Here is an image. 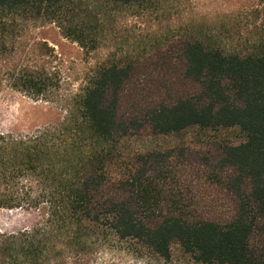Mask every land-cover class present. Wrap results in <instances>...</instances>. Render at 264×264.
Returning a JSON list of instances; mask_svg holds the SVG:
<instances>
[{
	"label": "trees",
	"instance_id": "16d2710c",
	"mask_svg": "<svg viewBox=\"0 0 264 264\" xmlns=\"http://www.w3.org/2000/svg\"><path fill=\"white\" fill-rule=\"evenodd\" d=\"M85 15L75 0H0V89L48 101L58 88L54 73L3 68L30 21L54 22L95 50ZM232 30L190 26L178 34V57L166 63L174 69L156 74L166 83L153 98L137 99L145 87L133 81V62L109 55L62 117L31 132L0 131V207L38 217L32 229L1 236L0 264H86L99 249L171 264L173 244L192 264H264V27L244 44ZM188 132L218 151L215 164L196 169L223 179L232 206L167 188L172 167L191 154L189 143H177ZM151 137L175 142L153 146Z\"/></svg>",
	"mask_w": 264,
	"mask_h": 264
},
{
	"label": "rangeland",
	"instance_id": "374dc122",
	"mask_svg": "<svg viewBox=\"0 0 264 264\" xmlns=\"http://www.w3.org/2000/svg\"><path fill=\"white\" fill-rule=\"evenodd\" d=\"M75 4L86 13V21L98 37V47L86 52L76 41L64 37L51 21L41 19L26 24L21 36L16 38V49L3 70L13 67L8 64L46 69L55 74L58 88L48 101H44L33 100L4 86L0 89V131L31 132L62 117L64 106L85 84L91 70L109 55L133 62V81L140 77L141 85L145 87L139 91L137 99L145 100L159 95L157 88L166 83L164 79L156 78V74L173 71L174 67L167 68L166 63L168 59L176 61L178 34L183 35L185 28L194 26L214 34L220 29H233L234 39L243 40L244 44L256 29L264 27V5L258 0H152L137 6L75 0ZM126 107L125 101L121 109ZM228 137H232L231 134ZM179 139L181 141L177 143L191 145V154L185 166L172 167L167 188L193 195L194 199L202 197L211 206H232L234 197L224 189L223 179L212 175L206 167H201L199 172L196 169L201 162L215 164L218 158V151L207 141V136L195 137L188 132ZM149 141L153 146L175 142L173 138L156 137ZM187 170L189 176L185 177ZM37 221L33 210L0 207V243L2 235L30 230ZM172 254L171 264H192L177 244L172 245ZM85 263L144 264L128 253L114 249H99Z\"/></svg>",
	"mask_w": 264,
	"mask_h": 264
}]
</instances>
